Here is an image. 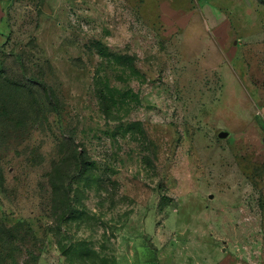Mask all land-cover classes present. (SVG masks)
Instances as JSON below:
<instances>
[{"label": "rangeland", "instance_id": "rangeland-1", "mask_svg": "<svg viewBox=\"0 0 264 264\" xmlns=\"http://www.w3.org/2000/svg\"><path fill=\"white\" fill-rule=\"evenodd\" d=\"M0 240L264 264V0H0Z\"/></svg>", "mask_w": 264, "mask_h": 264}, {"label": "water", "instance_id": "water-1", "mask_svg": "<svg viewBox=\"0 0 264 264\" xmlns=\"http://www.w3.org/2000/svg\"><path fill=\"white\" fill-rule=\"evenodd\" d=\"M44 9L46 11H50V9H49L47 4L44 5ZM218 135H219L220 138H226V137L229 136V132L228 131H220Z\"/></svg>", "mask_w": 264, "mask_h": 264}, {"label": "trees", "instance_id": "trees-1", "mask_svg": "<svg viewBox=\"0 0 264 264\" xmlns=\"http://www.w3.org/2000/svg\"><path fill=\"white\" fill-rule=\"evenodd\" d=\"M0 242H1V240H0Z\"/></svg>", "mask_w": 264, "mask_h": 264}]
</instances>
